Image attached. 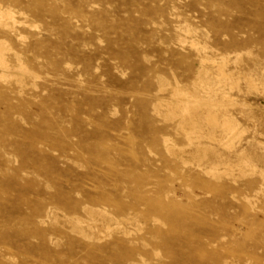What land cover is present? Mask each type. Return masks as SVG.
I'll use <instances>...</instances> for the list:
<instances>
[{
  "label": "rangeland",
  "instance_id": "1",
  "mask_svg": "<svg viewBox=\"0 0 264 264\" xmlns=\"http://www.w3.org/2000/svg\"><path fill=\"white\" fill-rule=\"evenodd\" d=\"M0 10L16 22L0 30V264H264V0ZM221 57L208 96L196 83ZM173 88L213 102L178 118ZM226 114L229 140L211 125Z\"/></svg>",
  "mask_w": 264,
  "mask_h": 264
},
{
  "label": "bare ground",
  "instance_id": "2",
  "mask_svg": "<svg viewBox=\"0 0 264 264\" xmlns=\"http://www.w3.org/2000/svg\"><path fill=\"white\" fill-rule=\"evenodd\" d=\"M10 11V10H9ZM9 11H7V10H0V30H2V31H6L7 33H10V34H12V33H14V27H15V25H16V22L13 20V18L12 17H14V16H12L11 15V13L9 12ZM22 16V15H21ZM26 18V17H25ZM20 24V23H19ZM31 30V29H30ZM177 30V29H176ZM190 30V29H189ZM188 29L187 30H185L184 31V33H186L187 35L188 34H190V31H189ZM183 32V31H182ZM192 33H193V31H192ZM185 34V35H186ZM193 34H195V33H193ZM19 38H20V36H19ZM18 38V39H19ZM24 38V37H23ZM20 40V39H19ZM22 41V40H21ZM178 43V42H177ZM181 43V42H180ZM191 46L192 47H197V44H196V41L194 42V43H191ZM199 46V45H198ZM200 47V46H199ZM199 47H197L196 48V50L197 49H199ZM204 47V46H203ZM202 48V47H201ZM200 48V49H201ZM205 50H206V48H204ZM204 49H202V50H204ZM210 49V48H209ZM195 50V49H194ZM201 50V51H202ZM200 51V52H201ZM8 52H11V50H10V48L6 45V43L4 42V41H0V80L1 81H6L7 79H10V78H12L13 77V75L11 74V70H12V67L6 62V59H5V56H6V53H8ZM205 53H206V51H205ZM204 53V54H205ZM11 54V53H10ZM197 54H198V52H197ZM204 54H202V55H204ZM207 54V53H206ZM13 55V54H12ZM15 55V54H14ZM19 56V55H18ZM18 56L16 57H14V58H16L15 60H17L18 61V67L17 68H13V69H17L16 71L17 72H19V74H20V77H22L23 75H26V74H28V72H27V69H26V67L21 63V62H19V59H18ZM21 57V56H20ZM200 57V56H199ZM206 57V56H205ZM207 58V57H206ZM222 58V57H221ZM220 59V58H219ZM225 57L224 58H222L221 59V62L218 64V67H217V69H216V72H217V75H216V78H219V79H217V80H209L208 78L206 79V80H208V82L207 83H204L203 82V80H201V78H200V80L199 79H197V80H199L197 83H196V85L198 86V87H201V88H198V90H200V89H202V88H205L206 87V91L207 92H205L206 93V95H208L209 96V94H211L212 92H211V88L212 87H215L216 86V88H217V86H220V84L222 83L221 81H227V79H228V75L225 73V71H224V66L226 65L225 64ZM16 61V62H17ZM206 60L205 59H201V61H199V62H201V69H200V71L199 72H201L202 74H204L205 76H207V75H209V73H208V70L207 69H205L204 68V66H203V63L205 62ZM207 61H208V59H207ZM214 61V60H213ZM209 62H212V61H209ZM214 63V62H213ZM236 63V62H235ZM227 68V67H226ZM12 75V76H11ZM199 75V74H198ZM204 76V77H205ZM17 77V75L14 77V78H16ZM20 77H18L19 78V80H21L20 79ZM232 77V76H231ZM196 78H198V77H196ZM215 78V77H214ZM215 78V79H216ZM250 78V77H249ZM230 79V78H229ZM251 79V78H250ZM19 80L17 81V79H16V81L15 82H18V83H20L19 82ZM205 80V81H206ZM175 81V80H174ZM213 81V82H212ZM22 82V81H21ZM228 82V81H227ZM254 83V82H253ZM1 84V83H0ZM4 84V83H3ZM233 84H234V81H233ZM250 84V83H249ZM17 85H19V84H17ZM20 85H21V83H20ZM5 86V85H4ZM222 86H224V85H222ZM254 87V86H253ZM195 88V87H194ZM174 89V88H173ZM178 89V88H177ZM184 90V89H183ZM214 90H216L215 88H214ZM218 90V89H217ZM188 91V90H187ZM187 91H181V90H175L174 89V92L173 93H175L176 95H174V96H177V98L179 99V102H180V104H181V112H180V115L178 116V118L181 116V117H183V118H185V117H187L188 116V114L190 115V112L193 110L192 108L193 107H195V106H199L201 103H203V102H206V100H203L202 98H200L201 96H196V95H194L193 93H191V92H187ZM202 91V90H201ZM204 91V90H203ZM202 91V92H203ZM196 92V91H195ZM201 92V93H202ZM216 92V91H215ZM204 93V94H205ZM206 95H204V97L206 96ZM216 95V93H214L213 92V96H215ZM218 95V94H217ZM216 97V96H215ZM224 97H228L227 95L225 96L224 95ZM209 98V97H208ZM208 98H206V99H208ZM221 98L222 99H224L223 97H222V95H221ZM213 99H215V98H213ZM221 99V100H222ZM230 99V98H229ZM231 100V99H230ZM224 101V100H223ZM208 102H213V100L211 99V98H209V100H207V102L206 103H208ZM221 103V102H220ZM208 105H210V104H208ZM215 105V104H214ZM221 106V105H220ZM178 107H179V105H178ZM192 109V110H191ZM195 109V108H194ZM204 109V108H203ZM211 109V108H210ZM191 110V111H190ZM180 111V110H179ZM190 111V112H189ZM211 112V111H210ZM210 112H209V114H210ZM215 114V113H214ZM180 117V118H181ZM211 121H212V124L211 125H213L214 124V126H215V128H217L218 129V131L220 132V134H221V137H223V139H228L229 140V138H232V136H234L235 134H237V136H238V134L240 133V130H239V124L236 122V120L231 116V115H224V116H222V118L220 119V120H218L217 118H215V116L213 117L212 115H211ZM182 118V119H183ZM209 118H210V115H209V117H208V119H207V121L209 120ZM181 120V119H180ZM206 121V120H205ZM206 121V122H207ZM210 121V120H209ZM209 121H208V123H209ZM204 122V121H203ZM180 125H182L181 123H179ZM197 127V126H196ZM198 128H199V126H198ZM214 128V127H213ZM201 130V129H200ZM198 131V130H197ZM243 131V130H242ZM193 132H194V129H193ZM198 132H200V131H198ZM197 132V133H198ZM211 132V131H210ZM202 133V132H201ZM195 134V133H194ZM214 134V133H213ZM198 135V134H197ZM199 136V135H198ZM236 136V135H235ZM197 138V137H196ZM199 138V137H198ZM236 137H234L233 139H235ZM239 138V137H238ZM211 140H212V138H210ZM214 140H216V139H214ZM228 140H226L225 142H228ZM232 140V139H231ZM189 141V140H188ZM166 142V141H165ZM167 142H169V140L167 141ZM219 142H221V141H219ZM164 144V143H163ZM166 145H167V143H165ZM169 144V143H168ZM199 144V143H198ZM220 144V143H219ZM230 144V142H228V144L226 145V146H231V145H229ZM165 145V146H166ZM222 145V144H221ZM191 146V145H190ZM198 146H200V145H198ZM197 146V147H198ZM171 148V147H170ZM172 149H173V147H172ZM171 149V150H172ZM165 150V149H164ZM174 150H177V148H175ZM232 150V149H231ZM179 151V150H178ZM198 152V151H197ZM204 152V151H203ZM199 155V154H198ZM205 155V154H204ZM196 156V155H195ZM204 158V157H203ZM243 161V163L245 164V162H247V160H242ZM200 162V161H199ZM249 162H251V161H249ZM248 163V162H247ZM185 164V163H184ZM249 164V163H248ZM247 165V164H246ZM245 165V166H246ZM218 166V165H217ZM248 166H251V165H248ZM247 166V167H248ZM214 167V166H213ZM215 169H216V167H214ZM213 168V169H214ZM254 168V167H253ZM248 169V168H247ZM251 170H254V169H252V168H250ZM261 173H263V172H261ZM264 174V173H263ZM262 177H264V175H262ZM264 179V178H263ZM264 185V184H263ZM247 201V200H246ZM248 203V202H247ZM92 210V209H91ZM95 212V211H94ZM98 212H100V211H98ZM58 213V212H57ZM97 213V212H96ZM103 214V213H102ZM91 215V214H90ZM101 215V214H100ZM103 216V215H102ZM104 217H106V215H104ZM53 218V217H52ZM100 218V217H99ZM72 219H73V217H72ZM89 219V218H88ZM102 219V218H101ZM104 219V218H103ZM102 219V220H103ZM67 220H69L68 218L66 219V221ZM77 220H78V218H77ZM76 220V221H77ZM80 220V219H79ZM39 221V220H38ZM44 221V220H43ZM75 221V222H76ZM121 221H123V220H121ZM154 221V220H153ZM42 222V221H41ZM77 222H79L80 223V221H77ZM76 222V223H77ZM84 222V221H83ZM92 222V221H91ZM128 222V221H127ZM86 223V222H85ZM88 223V222H87ZM114 223V222H113ZM115 224H117V223H115ZM40 225H41V223H40ZM80 225V224H79ZM118 225V224H117ZM120 225V224H119ZM75 227V226H74ZM121 227V226H120ZM107 229H109V228H107ZM115 229V228H114ZM119 229V228H118ZM75 230V229H74ZM116 230V229H115ZM88 231V230H87ZM90 231V230H89ZM112 231V230H111ZM93 232V231H92ZM110 232V231H109ZM82 233V232H81ZM107 233V232H106ZM87 235V234H86ZM108 235V234H107ZM110 235V234H109ZM80 236H81V234H80ZM156 254V253H155ZM154 254V255H155ZM156 256V255H155Z\"/></svg>",
  "mask_w": 264,
  "mask_h": 264
}]
</instances>
